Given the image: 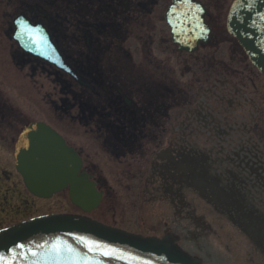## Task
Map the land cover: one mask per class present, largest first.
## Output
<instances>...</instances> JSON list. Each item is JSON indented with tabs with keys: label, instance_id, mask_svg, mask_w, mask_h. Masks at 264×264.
I'll return each mask as SVG.
<instances>
[{
	"label": "flooded vegetation",
	"instance_id": "1",
	"mask_svg": "<svg viewBox=\"0 0 264 264\" xmlns=\"http://www.w3.org/2000/svg\"><path fill=\"white\" fill-rule=\"evenodd\" d=\"M172 1L0 0V20L6 18L8 35L13 20L20 15L32 24L42 25L79 75L80 65L89 62L97 66L91 77L100 78L108 94L90 82L95 98L68 81L62 72L17 53L20 70L28 68L27 76L41 90L72 97L74 107L87 99L98 117L96 120L93 116L90 121L98 126L123 127L122 142L105 132L103 147L109 158L100 159L90 148L75 147L86 173L92 175L98 187L101 180L92 173H111V185L107 183V190H102L105 195L115 196L123 190L134 199L135 192L141 191L149 200L157 195L161 205L174 209H188L196 203L195 198L203 200L202 196L214 204L221 220L239 227L253 242L256 252L264 255V216L257 214L237 188L253 180L257 188L260 173L252 171L242 160L236 162L237 167L245 169L247 165L251 171L244 173L245 179L232 171L223 173L225 163L218 172L212 141L217 129L225 133L226 139L234 141L239 125L232 114L241 84L225 79L221 92L210 100L194 94V60H209L211 54L206 50L199 57H191L180 53L173 44L165 20ZM197 1L207 9L213 31L224 34L222 16L228 0ZM2 32L0 26V45ZM223 38L217 45L225 44ZM135 46H139L141 57L132 58ZM132 60L136 61L134 69L129 67ZM246 80L257 94V78ZM121 91L130 101V108L119 99ZM119 107L126 112L120 114ZM83 119L79 117L80 122ZM253 130L258 132L257 124ZM234 147L236 143H230L226 155L232 154ZM104 160L108 161L109 169H102Z\"/></svg>",
	"mask_w": 264,
	"mask_h": 264
},
{
	"label": "water",
	"instance_id": "2",
	"mask_svg": "<svg viewBox=\"0 0 264 264\" xmlns=\"http://www.w3.org/2000/svg\"><path fill=\"white\" fill-rule=\"evenodd\" d=\"M200 11L198 4L189 1L179 2L172 8L169 20L176 18V25L185 27V30L180 31L173 27L177 31H174V36L177 37L179 44L186 46L192 43L193 46L199 41H206L200 30L203 25V12ZM229 27L253 64L264 74V0H238L231 12ZM22 139L18 166L31 192L39 197L50 198L54 193L70 185L71 200L76 206L85 212H90L98 206L99 196L92 186H89L84 176H78L80 164L60 137L44 125H36L31 127ZM79 235L118 247L123 252L153 260L159 259L154 261L156 264H200L177 251L172 241H143L102 228L84 219L66 217L35 221L2 234L0 255L5 259H13V264H32L33 260L42 259L45 250L48 249L47 243H54L60 239L71 245L81 256L88 257L85 252L87 248L74 239ZM18 245L25 247L21 249L17 247ZM38 245L45 248L40 256L33 257L28 249L37 252L35 250ZM93 259L98 264H108ZM117 264L152 263L143 262L135 257Z\"/></svg>",
	"mask_w": 264,
	"mask_h": 264
},
{
	"label": "rangeland",
	"instance_id": "3",
	"mask_svg": "<svg viewBox=\"0 0 264 264\" xmlns=\"http://www.w3.org/2000/svg\"><path fill=\"white\" fill-rule=\"evenodd\" d=\"M230 3V2H229ZM6 18L4 20H0V26L4 30L6 29ZM5 42L3 41V45L0 46V102L5 105L6 107L4 109L9 108L12 114L10 113L11 122L14 123L16 129L23 125L25 122H46L50 125H52L54 128H56L61 134L67 137V139L71 140V142L78 143H90L92 146L99 140V135L97 134L95 128L92 127H85L83 125L73 126L74 124L69 120L70 118H62L59 115H55L52 108L48 106L47 99L44 97H39L35 93L31 91V86L28 82L25 81V79L22 78L21 75H18V73L15 72L14 64L9 58V43L6 38H4ZM8 46V47H7ZM230 49L228 50L227 58L232 55ZM225 53H220V57L223 59V56ZM239 75L236 74V77ZM248 91L252 93V85L247 83ZM257 99L259 101H264V91L259 88V91L257 93ZM54 97H50L49 99H52ZM54 100H56L54 98ZM15 109V110H14ZM75 116L73 113L72 117ZM75 127V128H74ZM94 130V131H93ZM16 134L12 136H7L6 134H3L1 137H5L7 140H11V137H14V140L16 139ZM1 139V138H0ZM8 141V143H10ZM0 188L11 186L12 181L14 182V191H17L19 194V198L15 200V204L17 203L20 205L19 200H29L32 203L33 213L39 215V214H48V213H59V212H76L79 213L78 210H76L71 203L69 202L67 196H57L56 198H53L49 201H32L30 200V197H26L27 193L25 192V189L23 188V185L21 183L20 177H17L14 173V164L12 157L8 158L9 153H11V150L6 147L4 142H0ZM104 165L102 164V167ZM108 175V173H106ZM111 174V173H110ZM10 179L9 183H6V179ZM122 193L124 191L122 190ZM11 205L13 203H10ZM74 208V209H73ZM0 210H3V214H0V217L3 219H7L8 214L12 213L10 209H8L6 206L2 205L0 203ZM15 212V211H13ZM153 212V213H152ZM32 213V214H33ZM158 214V212H155L153 210L147 211L146 216L148 218H152L154 215ZM142 215V216H141ZM141 216V219H140ZM93 217L97 220H100L107 225L116 226L120 228H124L129 231L133 232H141L142 230H147L150 233H156L159 231V228L156 229H143L141 227V223L144 222V224L147 222L145 218V212L143 215V210L136 209L135 204H128L125 201L119 202L116 204L113 208L112 202L110 199H106V201L103 203V206L93 214ZM152 220H155V217L152 218ZM7 221V220H6ZM4 224L5 221H2ZM8 223V222H7ZM6 223V224H7ZM161 224L160 220H157L154 225ZM218 235L221 236L222 229L216 228ZM160 232V231H159ZM228 232H231V230L228 228ZM225 237V236H224ZM227 237V236H226ZM241 238L238 237L236 234H234V237L228 239L225 241V244L227 247L230 246L232 249V252H235L237 254L239 253L238 257H232L228 254V252L225 253V255H222L220 252H214V262L216 264H253V261H258L257 258H250L248 254V250L245 248L244 242L239 241ZM202 241L199 242L201 245H205ZM207 248H213L219 246V243L216 242L215 239H211L210 242L207 243ZM220 247V246H219ZM217 247V249L219 248ZM185 250H190V248L193 250L198 251L199 247L196 246H185ZM202 248V247H201ZM214 248V250H217ZM242 256L240 258L239 256ZM225 260L224 263H222ZM256 264V263H254Z\"/></svg>",
	"mask_w": 264,
	"mask_h": 264
},
{
	"label": "snow or ice",
	"instance_id": "4",
	"mask_svg": "<svg viewBox=\"0 0 264 264\" xmlns=\"http://www.w3.org/2000/svg\"><path fill=\"white\" fill-rule=\"evenodd\" d=\"M26 32L31 33V28H27ZM18 39L21 37L18 36ZM35 43V41H33ZM74 239L81 241L87 248V251L91 254L90 257L81 256L71 245L66 242L57 239L48 249L45 250L41 260H33L32 264H98L93 258L96 256H104L111 259H121L123 254L117 255V250L109 248L107 245H101L96 242H89L82 237H74ZM17 247L24 249V245H18ZM38 248H43V245H38ZM33 257L40 256V252H34L28 249ZM13 253L15 250L13 249ZM20 255V254H16ZM0 264H13V259H5L3 255H0Z\"/></svg>",
	"mask_w": 264,
	"mask_h": 264
},
{
	"label": "bare ground",
	"instance_id": "5",
	"mask_svg": "<svg viewBox=\"0 0 264 264\" xmlns=\"http://www.w3.org/2000/svg\"><path fill=\"white\" fill-rule=\"evenodd\" d=\"M237 188L240 190L241 193H243V191L248 192V193L250 192V191H248V189L246 190L247 187H244L243 184H242V185L240 184ZM209 233H212V231L210 230ZM174 248H175L177 251L181 252L182 254L185 253V252H182V251L179 249L178 246H175Z\"/></svg>",
	"mask_w": 264,
	"mask_h": 264
}]
</instances>
